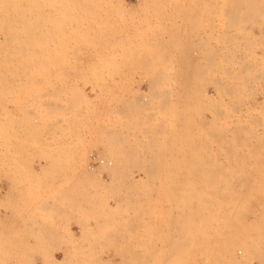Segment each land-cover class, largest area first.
Here are the masks:
<instances>
[{
  "label": "rangeland",
  "instance_id": "1",
  "mask_svg": "<svg viewBox=\"0 0 264 264\" xmlns=\"http://www.w3.org/2000/svg\"><path fill=\"white\" fill-rule=\"evenodd\" d=\"M0 264H264V0H0Z\"/></svg>",
  "mask_w": 264,
  "mask_h": 264
},
{
  "label": "crops",
  "instance_id": "2",
  "mask_svg": "<svg viewBox=\"0 0 264 264\" xmlns=\"http://www.w3.org/2000/svg\"><path fill=\"white\" fill-rule=\"evenodd\" d=\"M6 189H7V183H6V181H4L2 184V192L4 193L6 191Z\"/></svg>",
  "mask_w": 264,
  "mask_h": 264
},
{
  "label": "bare ground",
  "instance_id": "3",
  "mask_svg": "<svg viewBox=\"0 0 264 264\" xmlns=\"http://www.w3.org/2000/svg\"><path fill=\"white\" fill-rule=\"evenodd\" d=\"M120 141V140H119ZM117 143V142H116ZM116 145V144H115ZM119 145V144H118ZM123 146V145H122ZM121 147V146H120ZM112 171V170H111ZM115 172H116V170H115ZM130 176V175H129ZM130 182V181H129ZM132 182V181H131Z\"/></svg>",
  "mask_w": 264,
  "mask_h": 264
}]
</instances>
